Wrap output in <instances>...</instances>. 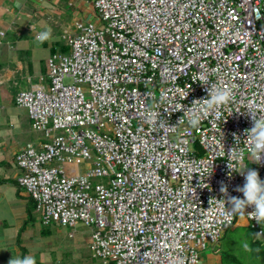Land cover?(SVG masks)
<instances>
[{"label":"built area","instance_id":"1","mask_svg":"<svg viewBox=\"0 0 264 264\" xmlns=\"http://www.w3.org/2000/svg\"><path fill=\"white\" fill-rule=\"evenodd\" d=\"M91 3L48 84L15 96L44 137L17 152L18 184L45 223L90 227L109 264H199L247 171L264 181L245 135L264 118V0ZM217 89L229 102L207 108Z\"/></svg>","mask_w":264,"mask_h":264},{"label":"crops","instance_id":"2","mask_svg":"<svg viewBox=\"0 0 264 264\" xmlns=\"http://www.w3.org/2000/svg\"><path fill=\"white\" fill-rule=\"evenodd\" d=\"M60 2L0 0V264L26 256L34 257L36 264H109L95 255L90 230L88 235L79 231L87 252L78 260L72 259L69 239L76 238L79 223L83 227L85 224L82 221L61 224L56 219L45 223L42 210L18 184L23 172L15 160L17 152L27 144L39 147L44 137L32 126L27 107L17 104L15 96L22 89L45 87L49 58L69 52L68 36L77 32L78 23L90 19L93 13L89 15L87 11L93 10L96 15L93 5L88 6L86 0H70L77 8L73 6L76 9L61 22L57 15L63 10L52 7ZM47 29H51V38L39 42L37 35ZM62 35L66 36L65 42L60 38ZM87 165V162L78 165L76 172L83 173ZM251 227V221L243 213L231 225L247 232ZM227 230L218 241L207 243L200 251L199 264H239L223 248L222 238Z\"/></svg>","mask_w":264,"mask_h":264},{"label":"clouds","instance_id":"3","mask_svg":"<svg viewBox=\"0 0 264 264\" xmlns=\"http://www.w3.org/2000/svg\"><path fill=\"white\" fill-rule=\"evenodd\" d=\"M51 38V29H47L44 33L37 35V40L43 42ZM231 93L228 90L217 89L216 92L206 101V107L212 108L213 106H220L227 104L230 100ZM254 126L246 130L245 135L250 144L251 158L254 163H260L262 156H264V118L256 119L253 117ZM196 123V121H192ZM233 150H231L232 152ZM231 169V166L228 165ZM243 174V173H242ZM245 183L243 187H238L237 191L243 193V199L237 197L230 198L233 212L243 213L244 209L248 206H253L254 210L249 213L252 219L258 224L264 222V181L259 178V173L256 170L249 169L245 175ZM222 193H227L226 186L222 185L220 188ZM246 251H250L247 243L243 244ZM8 264H36L35 258L26 256L24 258L10 259Z\"/></svg>","mask_w":264,"mask_h":264},{"label":"rangeland","instance_id":"4","mask_svg":"<svg viewBox=\"0 0 264 264\" xmlns=\"http://www.w3.org/2000/svg\"><path fill=\"white\" fill-rule=\"evenodd\" d=\"M86 1L88 3L87 5L88 6L90 5V7H91L92 6L91 0H86ZM75 2H77V1H75ZM73 6L71 5L70 0H61L60 4L58 6H52V7L61 8L64 11V13H63V11H61L60 16L57 15V17H59V20L61 22H65L66 19L69 18L72 11L77 8V6H74L76 8H74ZM87 13H89V15L91 13H93L92 15H90V17H89L90 19L96 18V15L93 12V10H92V12L87 11ZM60 38H61L62 42H65V40H66L65 35H62ZM66 80L68 81L69 78H67ZM85 226L86 227H83V225H81L79 223L78 227H77V233L75 234L76 238H70L69 239L70 243H71L70 257L72 259L78 260V259H80V256L82 254L87 252L86 244H82V243H84V239H83L84 236L79 233L80 230H84V233H87L88 230H90V227H88L87 225H85ZM77 235H79L80 237H78ZM87 235H88V233H87ZM256 238L257 237L253 236V231L251 228L247 232V230L245 228H231V226H230L222 238V244H223L224 250H226L229 253H232L235 256L237 263H239V264H262L259 260V257H257L253 253V245H252L251 241L253 239L255 240ZM244 243H247L249 245V248L251 249L250 251H246L244 249V247H243ZM76 257H78V258H76ZM80 261H82V259L79 260L78 263ZM81 264H83V262H81Z\"/></svg>","mask_w":264,"mask_h":264},{"label":"trees","instance_id":"5","mask_svg":"<svg viewBox=\"0 0 264 264\" xmlns=\"http://www.w3.org/2000/svg\"><path fill=\"white\" fill-rule=\"evenodd\" d=\"M31 200H33L32 198H30ZM34 201V200H33ZM261 227L264 229V222L261 223ZM228 229V228H227ZM226 229V230H227ZM252 231H253V236L256 237L257 236V229L255 227H251ZM252 245H253V253L259 257V260L262 264H264V242H262L260 239H253L251 241Z\"/></svg>","mask_w":264,"mask_h":264}]
</instances>
